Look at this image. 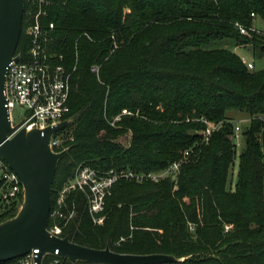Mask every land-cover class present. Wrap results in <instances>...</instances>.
<instances>
[{"label": "trees", "instance_id": "trees-1", "mask_svg": "<svg viewBox=\"0 0 264 264\" xmlns=\"http://www.w3.org/2000/svg\"><path fill=\"white\" fill-rule=\"evenodd\" d=\"M257 17L264 20V0H52L49 49L77 66L66 116L72 124L58 132L71 138L58 162L53 207L81 163L99 171H161L190 151L176 178L116 182L97 215L83 191L68 192L64 237L180 259L159 264H264V68L250 69L233 49L253 45L264 54V31L252 30ZM26 18L17 52L31 44ZM124 108L131 114L113 125ZM230 111L250 117L232 189L237 143ZM203 119L217 125L208 141ZM127 133L125 146L118 139ZM22 202L5 205L0 222Z\"/></svg>", "mask_w": 264, "mask_h": 264}, {"label": "built area", "instance_id": "built-area-1", "mask_svg": "<svg viewBox=\"0 0 264 264\" xmlns=\"http://www.w3.org/2000/svg\"><path fill=\"white\" fill-rule=\"evenodd\" d=\"M26 7V33L30 37V47L23 53H15L14 58L7 67L5 94L7 106L9 107L10 120L12 125H18L16 132L27 127L32 129L38 127L44 129L48 126L57 125L68 118L70 112V95L72 91L73 76L77 66L69 68L62 55L50 51L49 46L53 40L54 22H45L49 15V7L52 0H27ZM25 14V13H24ZM255 16V13H252ZM240 32L249 35L250 31L244 25L236 23ZM252 30L259 31L256 25ZM250 69L254 63L243 59ZM92 70L99 72V66L95 65ZM20 107L24 110V117L18 123L13 119V109ZM123 114H131V111L124 108L122 112L114 117L112 124L121 119ZM207 124L203 131L204 140L208 141L212 132L217 128L214 122L203 119ZM64 133L52 135L50 140L51 148L56 152L67 151L69 146ZM234 139L240 144L242 131L239 124L234 128ZM190 157V151L186 150L179 160L171 162L161 171H136L129 168H111L106 171H99L90 164L81 163L74 178L69 180L60 191L54 207L50 213L51 222L48 229L52 234L63 236V225L61 219L64 213L61 210L66 194L72 190H81L88 197L90 211L97 215L104 210L106 198L111 194L113 186L121 179L159 182L166 177L176 178L183 163ZM24 199V185L19 175L8 165L0 153V210L5 205H13ZM73 213L70 214L72 216ZM96 221L101 223L103 217H97ZM38 248L18 258L0 262V264H37L36 256ZM50 258L46 264H61L59 251L47 252L42 258Z\"/></svg>", "mask_w": 264, "mask_h": 264}, {"label": "water", "instance_id": "water-1", "mask_svg": "<svg viewBox=\"0 0 264 264\" xmlns=\"http://www.w3.org/2000/svg\"><path fill=\"white\" fill-rule=\"evenodd\" d=\"M26 0H0V153L19 175L24 199L17 214L0 222V262L9 261L38 248L37 264L47 252L59 251L71 261L96 264H159L180 260L164 253H119L106 247L80 245L49 229L53 207L52 186L59 160L66 151L51 148L53 134L70 126L72 119L44 129L12 125L5 94L7 67L14 58L22 33Z\"/></svg>", "mask_w": 264, "mask_h": 264}, {"label": "rangeland", "instance_id": "rangeland-1", "mask_svg": "<svg viewBox=\"0 0 264 264\" xmlns=\"http://www.w3.org/2000/svg\"><path fill=\"white\" fill-rule=\"evenodd\" d=\"M260 23L264 24V20L260 17L256 18ZM257 27V26H256ZM262 30V29H260ZM264 31V30H262ZM227 46V45H225ZM239 54L243 59H247L248 61H252L254 63V68L255 69H263L264 68V54L258 53V50H256L253 45H248L247 47L243 46L237 49ZM229 114L235 118L234 125L239 124L241 127V131L243 132L246 128L249 127L250 125V117L246 113L238 112V111H230ZM24 117V110L21 109L20 107H16L13 109V119L15 123H18L22 120ZM262 117L264 118V114H262ZM65 135V134H64ZM131 133H127L120 139H118L119 142H121L123 145L127 146L130 143V137ZM244 148V140L243 138L241 139L240 144L237 145V158L235 160V165L232 168L231 175H230V183H229V188H234V184L236 183L237 176H238V169H239V160H238V155L241 153V151ZM80 165V164H79ZM77 166L75 170L76 171L79 167ZM74 174V176H75ZM74 178V177H73Z\"/></svg>", "mask_w": 264, "mask_h": 264}, {"label": "crops", "instance_id": "crops-1", "mask_svg": "<svg viewBox=\"0 0 264 264\" xmlns=\"http://www.w3.org/2000/svg\"><path fill=\"white\" fill-rule=\"evenodd\" d=\"M255 25H256L259 29L264 30V24L260 23V21H258L257 19L255 20ZM243 46L247 47L248 45L234 46L233 49H234L235 52H237V53L239 54V52L237 51V49L240 48V47H243ZM239 55H240V54H239ZM240 56H241V55H240ZM230 116H231V115H230ZM232 117H233V115H232Z\"/></svg>", "mask_w": 264, "mask_h": 264}]
</instances>
